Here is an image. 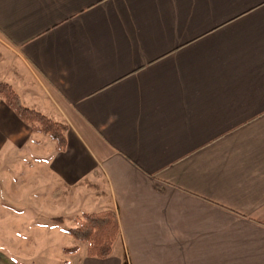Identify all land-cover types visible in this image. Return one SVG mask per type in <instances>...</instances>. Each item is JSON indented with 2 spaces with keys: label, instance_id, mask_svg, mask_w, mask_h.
<instances>
[{
  "label": "crops",
  "instance_id": "1",
  "mask_svg": "<svg viewBox=\"0 0 264 264\" xmlns=\"http://www.w3.org/2000/svg\"><path fill=\"white\" fill-rule=\"evenodd\" d=\"M0 83L67 127L0 99V264H264V0H0Z\"/></svg>",
  "mask_w": 264,
  "mask_h": 264
},
{
  "label": "trees",
  "instance_id": "2",
  "mask_svg": "<svg viewBox=\"0 0 264 264\" xmlns=\"http://www.w3.org/2000/svg\"><path fill=\"white\" fill-rule=\"evenodd\" d=\"M0 99L32 132L41 133L53 141L57 152H62L65 149V132L67 130L65 125L56 123L39 112L25 107L7 84L0 83ZM53 221L63 222L62 218L53 219ZM76 221L77 226L69 229L67 234L74 240L86 244L88 258L107 259L111 255L112 246L119 234L116 214L112 211L84 214ZM62 252L65 255L74 254L77 252V248H65Z\"/></svg>",
  "mask_w": 264,
  "mask_h": 264
},
{
  "label": "rangeland",
  "instance_id": "3",
  "mask_svg": "<svg viewBox=\"0 0 264 264\" xmlns=\"http://www.w3.org/2000/svg\"><path fill=\"white\" fill-rule=\"evenodd\" d=\"M72 224L70 222H65L64 226L62 227L63 229H72ZM57 245L62 247H69V245L62 239L59 241V243H57ZM58 246V247H59ZM40 253V252H38ZM45 258L42 259V257L39 258L40 262H44V264H59L60 261V256H61V252L57 251V250H52V251H47L44 254Z\"/></svg>",
  "mask_w": 264,
  "mask_h": 264
}]
</instances>
